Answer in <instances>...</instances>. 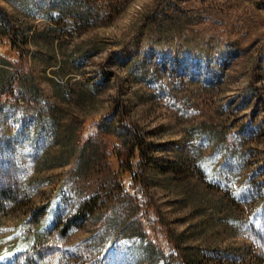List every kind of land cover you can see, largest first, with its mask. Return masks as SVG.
Here are the masks:
<instances>
[{"label":"rangeland","instance_id":"1","mask_svg":"<svg viewBox=\"0 0 264 264\" xmlns=\"http://www.w3.org/2000/svg\"><path fill=\"white\" fill-rule=\"evenodd\" d=\"M30 1L0 0V264H264V0Z\"/></svg>","mask_w":264,"mask_h":264},{"label":"trees","instance_id":"2","mask_svg":"<svg viewBox=\"0 0 264 264\" xmlns=\"http://www.w3.org/2000/svg\"><path fill=\"white\" fill-rule=\"evenodd\" d=\"M31 2L30 0H25V3ZM72 3V6L70 5ZM55 0L53 6H61L62 14L67 15H73L76 14L84 22H90L92 21V16L94 12H92L90 9H86L84 7V3L80 0ZM26 6V5H25ZM28 13H32V9L30 7L29 10H27ZM3 19V18H2ZM6 26H4L3 22H1L0 19V35L3 37L5 34ZM0 60H3L0 58ZM18 75L21 77V74L18 73ZM15 75H8L6 78V82H3L2 87L0 88V94L3 95L5 91H8L9 94L13 92L12 86L13 82L15 81ZM2 83V82H1ZM22 95L17 96L15 98L16 102H21V100L34 102L36 100V95H33L28 90H22L20 92ZM38 99V98H37ZM36 116L39 118L40 114L36 113ZM125 132V133H124ZM121 136L125 139L127 142V138H129V135L124 130L121 134ZM129 144V141L127 142V145ZM150 149V147L145 144L144 141L141 139H138L136 137L134 144L130 145L128 147V151L126 153L119 152L118 156H120V165L118 168V178L119 176L123 175L124 173H129L131 176V188H136L139 186V184L145 186V184H148V177L150 176V168L151 164L148 162L147 159V151ZM138 152V154H137ZM199 163L202 165L205 164L203 159H199ZM122 180V179H121ZM122 193L128 195L129 192L121 186ZM183 244V242H181ZM148 246V245H147ZM148 255V258L151 261H155V258L158 257L157 250L152 248L151 246L148 247V250L146 252ZM184 259L181 261L180 264H198L201 261V256L199 253L194 251H188L184 256ZM201 264V263H200Z\"/></svg>","mask_w":264,"mask_h":264}]
</instances>
